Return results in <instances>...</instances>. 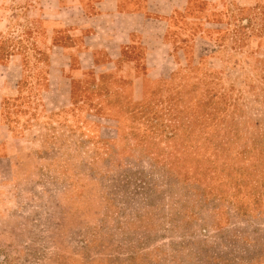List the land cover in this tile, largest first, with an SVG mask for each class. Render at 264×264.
Instances as JSON below:
<instances>
[{
  "label": "rangeland",
  "instance_id": "rangeland-1",
  "mask_svg": "<svg viewBox=\"0 0 264 264\" xmlns=\"http://www.w3.org/2000/svg\"><path fill=\"white\" fill-rule=\"evenodd\" d=\"M54 12L0 0V264H264V0H179L171 57L83 80Z\"/></svg>",
  "mask_w": 264,
  "mask_h": 264
},
{
  "label": "crops",
  "instance_id": "crops-1",
  "mask_svg": "<svg viewBox=\"0 0 264 264\" xmlns=\"http://www.w3.org/2000/svg\"><path fill=\"white\" fill-rule=\"evenodd\" d=\"M178 2L46 0V7L55 10L54 20L41 23L46 34L47 56L52 57L51 52L56 49L58 57L68 59L69 69L78 70L81 80L92 71H97L100 77L110 73L136 74L144 67L151 70V57H171L170 21ZM6 85L0 83V159L9 161L13 157L9 150L7 154L5 138L10 127L4 120L2 106L9 96ZM5 130H8L6 134Z\"/></svg>",
  "mask_w": 264,
  "mask_h": 264
}]
</instances>
